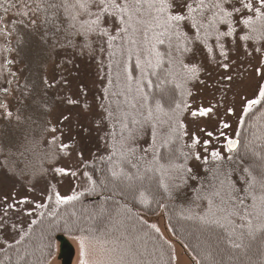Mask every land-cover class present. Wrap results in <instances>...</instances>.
<instances>
[{"label": "trees", "instance_id": "1", "mask_svg": "<svg viewBox=\"0 0 264 264\" xmlns=\"http://www.w3.org/2000/svg\"><path fill=\"white\" fill-rule=\"evenodd\" d=\"M159 1L168 12L166 18L161 20L155 16L153 23L141 32V35H151L148 48L145 41L143 43L144 55L139 63L146 69L144 77L140 75L136 81L134 79L136 70L131 64L135 61L132 56L135 43L131 39L126 51L117 43L120 41L118 37L110 40L113 49H108L109 44L106 47L105 54L110 52L108 58L111 57L109 65L112 68L115 57H118V66L126 64L130 69L124 66L129 73L125 83L115 85H121L118 90L106 92L109 96L107 110H113L117 115L120 108L133 111L136 105L137 114L154 104H159L160 111L161 108L166 111L181 105L177 104L174 92L178 86L173 80L179 78L176 75L179 61L171 64L166 54L171 52L173 58H183L178 48L185 45L184 35L217 33V23L226 21L225 15L215 23L211 24L210 20L215 9L223 6L225 0ZM227 2L232 3V0ZM36 3L42 29L47 35H42L41 45L37 46L36 37L29 36L25 40V49L21 48L20 55L25 61L22 86L24 96L28 98L35 97L40 91V82H45L44 60L47 55L41 57L38 46L47 49L52 37H61L53 34L68 25L80 28L77 23L81 24L80 29L85 35L86 31L90 35L102 34L96 22L99 15L95 17L85 12L86 6L92 11L98 3L103 8L99 11L101 17L112 16L125 21L126 11H142L145 4L141 0H122L120 3L118 0H104L103 4L100 0H36ZM154 11L158 14L157 9ZM1 14L5 15L4 11ZM133 15L131 13L127 21ZM174 15L184 17L188 33L181 20L172 19ZM262 23L264 13L256 12L245 23L247 30L243 35L263 30ZM121 33L134 35L125 33L124 29ZM52 47L49 48L52 50ZM50 57L52 59L53 55ZM124 68L121 69L123 73ZM4 72L10 76L6 68ZM134 83L139 88L135 87L136 93ZM178 84L182 82L178 81ZM261 93H264V83L255 103L250 104L243 115L238 129L237 151L222 157L210 153L197 168L196 161L195 164L190 162L197 156L196 149L185 144L180 125H173L164 138L144 152L143 147H139L141 139L135 142L128 139L131 133L129 117L124 115L116 130L113 126L108 136L110 149L101 153L96 162L85 165L82 171L84 189L61 202L48 198L39 215L19 237L0 248V264H47L56 253V236L59 234L100 243L113 255L111 264H118V260L120 264H175L172 242L151 223L160 214L171 238L190 256L193 264H264V95ZM43 95H49L48 91ZM123 96L132 100L130 107L124 100L120 101ZM134 99L137 104L133 106ZM26 112L29 116L23 117L21 122L31 119L32 113ZM134 123L139 134L142 125L136 120ZM29 127V124L22 125L21 131L2 127L0 146L9 144V151L19 154L22 143L35 135V131L39 132L37 126ZM18 135L23 141L19 140L17 149L12 150L10 147Z\"/></svg>", "mask_w": 264, "mask_h": 264}, {"label": "rangeland", "instance_id": "2", "mask_svg": "<svg viewBox=\"0 0 264 264\" xmlns=\"http://www.w3.org/2000/svg\"><path fill=\"white\" fill-rule=\"evenodd\" d=\"M141 2L146 4L142 11L129 9L125 21L112 16L101 17L99 11L103 8L98 3L92 11L99 13L86 6L85 12L95 17L99 15L96 22L102 34L90 35L86 31L85 35L80 29L81 24L77 23L80 28L68 25L53 34L61 37H52L47 49L38 46L39 55L43 58L47 55L44 60L45 82H40V91L35 97L28 98L24 96L22 86L25 61L20 53L29 36L36 37L37 46L41 45L42 35H47L41 26L39 5L36 0H0V9L5 14L0 11V93L6 92L0 94V142L4 126L21 131L22 125L29 124V128L37 126L39 131L22 143L19 154L9 151L5 140V145L0 146L3 150L0 151V248L19 237L39 215L48 198L61 202L84 189L82 171L85 165L96 162L101 153L110 149L108 136L114 128L116 130L124 115L129 117L131 133L128 139L134 142L141 139L139 147H143L144 152L152 149L156 141L164 138L165 133L177 124L181 127L185 144L196 149L197 156L190 161L192 164L196 161V168L210 153L222 157L237 151L238 147L231 151L228 143L238 140V129L246 108L257 99L264 83V27L257 33L243 35L247 30L245 23L256 12L264 13L259 0H232V3L225 2L224 7H217L211 15V24L223 15L226 21L217 23V33L184 35L185 45L178 48L183 58H173L167 49V61L171 64L179 61L176 75L182 84H178L176 77L173 80L178 86L174 92L177 104L181 105L166 111L161 108L160 111L159 104H154L137 114L134 99L133 111L120 108L117 115L115 111L107 110L109 96L106 92L118 90L121 85H115L125 83L129 72L124 68L126 64L118 66V57L114 59V68L109 65L111 57L108 58L110 52L105 54L106 47L109 44L108 49H113L110 40L118 37L121 42L117 43L126 51L131 39L135 43L132 51L135 61L131 64L136 70L134 79L136 81L140 75L144 77L146 69L139 63L144 55L143 43L145 41L148 48L151 35H141V32L153 23L155 16L164 20L168 13L159 0ZM244 4L251 7L245 8ZM131 13L135 15L127 21ZM183 22L182 19L181 24ZM183 26L188 33L187 25L183 23ZM123 29L134 35H123ZM50 46H53L52 50ZM5 68L10 76L4 72ZM122 68L125 73L121 72ZM126 68L130 70L127 65ZM132 86L138 88L135 83ZM46 91L49 95H43ZM121 99L130 107L132 100H126L124 96ZM26 110L32 114L24 123L22 118L29 116ZM202 112L205 114L201 115ZM134 120L142 125L139 134ZM18 136L10 149H17L16 143L23 141ZM151 223L172 242L175 264H193L190 256L171 238L162 214ZM67 239L75 249L72 264L114 262L113 255L100 243L86 238ZM56 243V253L47 264H61L58 260L59 244ZM117 262L120 264L119 260Z\"/></svg>", "mask_w": 264, "mask_h": 264}, {"label": "water", "instance_id": "3", "mask_svg": "<svg viewBox=\"0 0 264 264\" xmlns=\"http://www.w3.org/2000/svg\"><path fill=\"white\" fill-rule=\"evenodd\" d=\"M238 145H239L238 140H231L228 143V148L231 151H235ZM56 241L59 244L58 260L60 261V263L61 264H72L74 256H75V249L73 245L63 235H58L56 237Z\"/></svg>", "mask_w": 264, "mask_h": 264}, {"label": "snow or ice", "instance_id": "4", "mask_svg": "<svg viewBox=\"0 0 264 264\" xmlns=\"http://www.w3.org/2000/svg\"><path fill=\"white\" fill-rule=\"evenodd\" d=\"M225 2H227V0H225ZM100 3L103 4L104 3V0H100ZM259 3H260V7L261 8H264V0H259ZM166 6L167 7H171V5H168L167 3H166ZM243 6L245 8H250L251 7L249 4H244ZM172 19L173 20H176V21H180V20L184 19V17L182 15H174L172 17ZM261 94L264 95V93H261ZM253 103H255V101ZM204 114L205 113H203V112L201 113V115H204Z\"/></svg>", "mask_w": 264, "mask_h": 264}]
</instances>
